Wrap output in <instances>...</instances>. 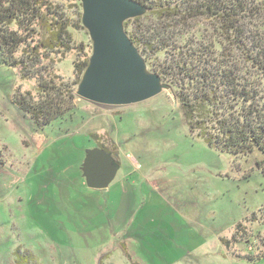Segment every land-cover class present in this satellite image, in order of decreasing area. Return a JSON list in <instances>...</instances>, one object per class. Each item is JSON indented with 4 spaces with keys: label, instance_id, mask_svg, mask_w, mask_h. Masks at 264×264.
Segmentation results:
<instances>
[{
    "label": "rangeland",
    "instance_id": "374dc122",
    "mask_svg": "<svg viewBox=\"0 0 264 264\" xmlns=\"http://www.w3.org/2000/svg\"><path fill=\"white\" fill-rule=\"evenodd\" d=\"M50 2L70 22L72 49L43 62L47 80L71 83L93 42L80 0ZM255 4L264 33V0ZM172 92L125 107L76 96L73 114L37 128L12 102L37 100V82L0 54V264H264L263 157L236 159L191 135ZM99 146L119 170L94 190L81 167Z\"/></svg>",
    "mask_w": 264,
    "mask_h": 264
},
{
    "label": "trees",
    "instance_id": "16d2710c",
    "mask_svg": "<svg viewBox=\"0 0 264 264\" xmlns=\"http://www.w3.org/2000/svg\"><path fill=\"white\" fill-rule=\"evenodd\" d=\"M132 1L145 13L125 21V33L173 89L189 133L236 159L260 154L256 167L264 178V33L252 26L263 17L255 0ZM70 27L50 0H0L1 61L18 69L22 80H35L39 96L15 95L12 102L37 128L75 110V87L88 57L74 62L71 83L47 80L43 63L51 64V54L71 51Z\"/></svg>",
    "mask_w": 264,
    "mask_h": 264
},
{
    "label": "water",
    "instance_id": "95a60500",
    "mask_svg": "<svg viewBox=\"0 0 264 264\" xmlns=\"http://www.w3.org/2000/svg\"><path fill=\"white\" fill-rule=\"evenodd\" d=\"M80 1L93 55L75 93L79 100L125 107L157 96L162 87L173 91L159 76L146 73L145 60L125 33L123 23L142 16L144 7L132 0ZM81 170L90 189L103 190L114 180L119 165L111 153L93 148L87 150Z\"/></svg>",
    "mask_w": 264,
    "mask_h": 264
},
{
    "label": "crops",
    "instance_id": "0c3cea01",
    "mask_svg": "<svg viewBox=\"0 0 264 264\" xmlns=\"http://www.w3.org/2000/svg\"><path fill=\"white\" fill-rule=\"evenodd\" d=\"M81 172H82V170H81ZM84 179V178H83ZM84 183H85V185L87 186V184H86V180L84 179Z\"/></svg>",
    "mask_w": 264,
    "mask_h": 264
},
{
    "label": "bare ground",
    "instance_id": "6f19581e",
    "mask_svg": "<svg viewBox=\"0 0 264 264\" xmlns=\"http://www.w3.org/2000/svg\"><path fill=\"white\" fill-rule=\"evenodd\" d=\"M163 88V90L165 89L164 87H162Z\"/></svg>",
    "mask_w": 264,
    "mask_h": 264
},
{
    "label": "flooded vegetation",
    "instance_id": "af4514ba",
    "mask_svg": "<svg viewBox=\"0 0 264 264\" xmlns=\"http://www.w3.org/2000/svg\"><path fill=\"white\" fill-rule=\"evenodd\" d=\"M115 162H116V160H115Z\"/></svg>",
    "mask_w": 264,
    "mask_h": 264
}]
</instances>
